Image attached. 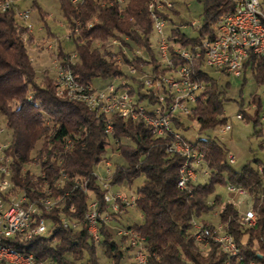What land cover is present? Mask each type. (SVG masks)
<instances>
[{
    "label": "trees",
    "instance_id": "1",
    "mask_svg": "<svg viewBox=\"0 0 264 264\" xmlns=\"http://www.w3.org/2000/svg\"><path fill=\"white\" fill-rule=\"evenodd\" d=\"M57 1L73 48L65 50L46 25L45 36L58 39L57 56L75 52L66 67L70 73L80 83H88L91 90L93 78H117L118 84L125 79L134 101L153 102L150 93L142 92V72L149 67L150 71L162 73L167 67L162 65L156 45L154 50L149 39L152 33L147 10L150 0ZM200 1V22L195 34L187 35L180 30V24L175 23L166 33L169 41L187 46L198 43L203 36H213L216 19L233 8L231 0ZM30 2L33 7L34 0ZM164 16L168 19L167 14ZM74 20L77 21L75 31L72 30ZM31 37L32 33L17 25L12 10L0 11V120L9 134L6 152L11 157V180L13 188L22 190L29 198L35 197L36 201L47 195L61 197V200L50 209L40 211L47 223L45 232L22 240L15 235L2 237L4 245L19 253H31L32 260L41 264H96L95 248L99 246L118 264L124 250L130 248L129 245L121 247L125 237L109 229L110 221L97 219L98 240L93 242L81 221L89 198L96 200L100 212L108 211L93 166L102 158L105 146L112 145L122 162L114 163L108 183L129 185L133 178L142 177L135 187L133 204L141 219L122 226L143 236L146 264H221L225 259L231 264H264V162L253 158L255 164L262 163L260 170L249 162L234 170L223 146L205 133L225 121L222 114L224 90L203 69L199 58L194 61L192 75L201 83V88L185 115L197 124V138L191 144L203 152L197 175L202 174V168L207 171L180 188L176 181L184 156L166 151L168 137L153 136L141 119L96 113L82 101L70 99L73 88H65L60 96L56 95L54 76H49L45 68L41 78H35L28 53ZM112 38L114 43H111ZM137 48L139 53L134 51ZM127 65L134 67L133 73L123 70ZM245 69L256 84L264 85L263 57L248 52L242 73ZM144 97H147L145 101ZM246 105L254 107L253 115L244 111L240 101L241 118L261 124L257 117L259 97L256 92L249 94ZM106 120L111 125L108 133L103 130ZM171 125L176 129L182 127L178 114L171 117ZM263 130L259 125L257 132ZM28 162L35 170L25 167ZM82 178L86 179L85 190L74 187L75 179ZM215 183H228V186L232 183L245 189L250 197L249 207L255 214L252 225L242 223V212L232 202H220L215 193L208 201ZM69 203L73 204L71 211ZM216 206H219L217 220L231 234L236 255L227 257L212 240L205 245L193 240L191 219L213 227L200 216ZM61 215L78 221V226H62L57 221ZM109 215V220L118 221V213Z\"/></svg>",
    "mask_w": 264,
    "mask_h": 264
},
{
    "label": "built area",
    "instance_id": "2",
    "mask_svg": "<svg viewBox=\"0 0 264 264\" xmlns=\"http://www.w3.org/2000/svg\"><path fill=\"white\" fill-rule=\"evenodd\" d=\"M233 8L230 12L220 15L214 23L213 36H203L198 43L181 46L167 39V32L164 33V24L167 21L164 14L165 9L171 7L169 0H151L147 7L152 32L156 35L155 45L161 57V63L167 69L164 72L143 71L142 92L151 94L153 102L129 101L127 98V82L115 84L111 79L98 87V90H91L87 83H78L73 74H66V67L71 63V55L56 54L58 39L47 36L36 38L32 31L30 21L31 7L25 5H10V0L0 3V7L12 10L17 25L27 33H32L29 39L30 48H41L51 52V65L54 71V93L60 96L64 88H73V95L70 99L82 101L89 109L108 116L115 114L121 118H138L147 124L155 137L167 136L165 142L166 151L178 150V155L185 156L193 154V162L188 163L185 169H178L176 185L185 187V181H180V171H187V176L196 177V169L200 167L203 152L197 147H192V142L187 140L176 128L171 125V117L178 114H186L189 105L194 101L195 95L201 88V83L192 75V66L196 59H200L202 66H209L225 74L237 76L242 73V63L248 52H252L264 58V0H231ZM197 25H195L196 27ZM74 20L72 30H76ZM70 33L66 31L64 37L69 39ZM115 40L112 38L111 43ZM140 49L134 51L139 53ZM32 60V56H29ZM176 60V61H175ZM129 73L134 72V67L127 65ZM113 79V78H112ZM241 118L240 112L235 114ZM228 123L224 122L221 131L229 129ZM103 130L105 133L111 131V125L104 121ZM3 127L0 126V133ZM8 141L5 146H0V242L2 237L17 236L19 239H27L34 234L45 232L47 223L42 215L41 208L36 204V198H29L25 192L13 188L11 180V163L9 154L6 152ZM229 163L233 161L231 153H226ZM32 162H35L34 160ZM106 175L98 177L97 182L102 189V199L108 205V211L100 212L96 208V200H87V209L81 221L85 223L86 229L93 242H97V219L106 223L109 222V213H118L121 208L133 206L136 194L122 193L118 190H109L110 165L104 160ZM260 170L261 166H256ZM206 169L202 168L201 173L205 174ZM92 174V171H91ZM96 179V177H95ZM86 179H75L74 187L86 189ZM230 189L242 192L244 188L230 183ZM119 205H122L121 207ZM122 208V209H123ZM68 209L73 210V204L69 203ZM44 211V210H43ZM241 221L249 226L254 223L255 214L250 208L242 211ZM57 221L64 227L76 228L78 221L69 220L64 215L58 216ZM192 237L195 242L205 245L208 240L217 244L220 251L226 253L227 257L237 254V248L231 234L224 228H219V223L213 227L202 225L201 222L191 219ZM114 233L124 236L125 242L132 249V261L134 264H146V252L143 247V236L125 226L115 227ZM0 255H8L0 252ZM21 264H41L40 261H33L31 253H21L20 258H14ZM221 264H231L225 259Z\"/></svg>",
    "mask_w": 264,
    "mask_h": 264
},
{
    "label": "rangeland",
    "instance_id": "3",
    "mask_svg": "<svg viewBox=\"0 0 264 264\" xmlns=\"http://www.w3.org/2000/svg\"><path fill=\"white\" fill-rule=\"evenodd\" d=\"M171 2V10L165 9L167 14V21L163 28L164 33L167 32L168 27L173 24H180L179 28L181 31L189 36L195 34V25L200 22V12H201V1L200 0H169ZM30 6L31 2L29 0L19 1L18 5ZM42 17V18H41ZM30 21L32 23V31L36 38L45 37V27L52 32V34L59 38V41L63 45L65 50H71L73 45L69 39H66L64 35L66 34V28L64 25V17L59 9L57 0H34V6H31ZM53 36L49 35L48 39L51 40ZM152 48L155 50V39L156 35L152 32L150 37ZM29 56H32V66L35 73V78L40 79L42 76V70L45 68L47 74L51 77L54 76V71L51 65V56L41 48H29ZM142 53V50H141ZM205 71L217 80L218 86L223 88V98H222V114L225 117L226 123L229 124L230 128L221 131L223 123L208 129L205 131L209 136L214 137L218 143H220L227 153H231L233 156V161L230 166L234 170H239L241 166L249 162L254 165L253 158H258L264 162V130L263 132H257L259 125L264 127V85L256 84L248 71L244 70L242 76H233L231 74H225L220 71L215 70L212 67L205 66ZM123 70L127 73V68L123 67ZM145 70L150 71L149 67H145ZM139 76V74H136ZM110 79H99L93 78L91 83L95 87H101L103 84ZM113 82L117 83L119 79H111ZM256 92L259 97V108L257 110L258 120L261 124H254L251 119L237 118L235 114L239 110V102H242V108L247 114L253 115L254 107L246 105L249 94ZM180 120L182 127H177V130L190 142L197 138L196 122L188 118L185 114H180ZM0 126L3 127V131L0 133V143L9 140V134L5 130L3 122L0 120ZM105 150L102 153V158L93 166V171L95 172L96 181L99 182L98 177H103L106 175V167L104 165V160H108L110 165L108 166L111 172L114 163L122 162V158L118 155L117 151L112 148V145H106ZM34 164V162H33ZM31 162L25 164V167L30 168V170H35V167ZM255 166H262L261 162H257ZM196 173L197 178L200 177ZM205 175L202 177L204 178ZM142 177L137 176L131 180L129 185L122 184H109L110 191H120L125 194L134 192L135 187L141 182ZM219 196L220 202L229 201L232 202L234 207L242 212L245 209L250 208V197L245 191L238 192L236 189H230L228 183H215L213 191L208 196V201H210L213 194ZM219 206L213 207L207 212H203L200 218L206 219L213 225L219 223L217 220V210ZM251 209V208H250ZM252 210V209H251ZM118 221L109 220L112 223H108L111 227V231L114 232L115 227H119L125 224H130L132 222L140 221V213L133 206L129 205L125 208H121L119 215H117ZM196 221H198L195 218ZM199 222V221H198ZM112 224V225H111ZM220 225V223H219ZM243 238V236H241ZM115 238V236H114ZM124 255L118 261V264H133L131 261L132 249L128 248L124 250ZM96 264H114L111 258L103 252V250L97 246L95 248Z\"/></svg>",
    "mask_w": 264,
    "mask_h": 264
},
{
    "label": "bare ground",
    "instance_id": "4",
    "mask_svg": "<svg viewBox=\"0 0 264 264\" xmlns=\"http://www.w3.org/2000/svg\"><path fill=\"white\" fill-rule=\"evenodd\" d=\"M19 1H23V0H10V5H18ZM71 3H78L82 0H69ZM117 1H123V0H117ZM151 2V0H150ZM149 2V4H150ZM0 3H5V0H0ZM148 4V6H149ZM6 7H0V11H5ZM76 26H77V21H76ZM165 26V24H164ZM156 50L160 56V53L158 51V48L156 47ZM75 57V52H73V54L71 55V59H73ZM161 57H159L160 59ZM66 74H71L70 71L66 68ZM77 80V79H76ZM78 83H80L77 80ZM118 84V83H115ZM87 87H88V83H87ZM65 89V88H64ZM90 89V88H89ZM92 90H98L97 87L94 86V88ZM62 92V91H61ZM127 98L129 101H134V98L129 94V92L127 91ZM6 142L0 143V146H5ZM194 147V146H192ZM171 152L174 153H178V150H170ZM9 162L11 163V157L9 156ZM193 162V154H186L184 156V162L181 165L180 169H185L188 163H192ZM181 175H180V181H185V185L187 183V181H189L190 179H192V176H187V171H180ZM61 180V179H60ZM59 182H56V184H58ZM230 186V185H229ZM228 186V187H229ZM85 190V189H84ZM61 197H55V196H50L47 195L45 197L40 198L38 201H36V204L39 208H45V209H50L54 204L60 202ZM45 211V210H44ZM85 215V213H84ZM219 228H223L222 225H219ZM0 252L4 253V254H9L11 255H0V263H6V264H21L15 261L14 258H20V253L16 250H14L13 248L4 245L2 242H0Z\"/></svg>",
    "mask_w": 264,
    "mask_h": 264
},
{
    "label": "crops",
    "instance_id": "5",
    "mask_svg": "<svg viewBox=\"0 0 264 264\" xmlns=\"http://www.w3.org/2000/svg\"><path fill=\"white\" fill-rule=\"evenodd\" d=\"M29 2H30V0H29ZM205 67L203 66V69H204ZM205 70V69H204ZM242 74V76H243V74H244V72L243 73H241ZM241 74H239V75H241ZM239 75H237V76H239ZM201 177V176H200ZM110 223H112V222H110ZM112 225V224H111ZM109 226V225H108ZM109 229H111V227L109 226ZM127 244H126V242L124 241V242H122V244H121V247L123 248V247H125ZM131 261H132V259H131Z\"/></svg>",
    "mask_w": 264,
    "mask_h": 264
}]
</instances>
